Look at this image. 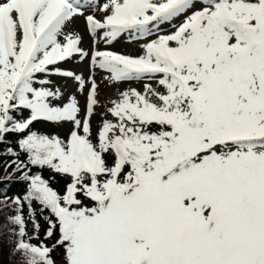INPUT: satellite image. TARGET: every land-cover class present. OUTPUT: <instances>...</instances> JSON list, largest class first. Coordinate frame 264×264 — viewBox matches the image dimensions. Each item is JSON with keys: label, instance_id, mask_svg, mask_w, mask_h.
Here are the masks:
<instances>
[{"label": "snow or ice", "instance_id": "snow-or-ice-1", "mask_svg": "<svg viewBox=\"0 0 264 264\" xmlns=\"http://www.w3.org/2000/svg\"><path fill=\"white\" fill-rule=\"evenodd\" d=\"M77 16L91 54L65 31ZM125 35L139 55L107 50ZM76 57L87 80L59 67ZM96 70L143 89L94 132ZM52 76L87 87L82 118L75 96L53 106ZM0 157V183L24 187L0 188L16 264H264V0H0Z\"/></svg>", "mask_w": 264, "mask_h": 264}, {"label": "rangeland", "instance_id": "rangeland-1", "mask_svg": "<svg viewBox=\"0 0 264 264\" xmlns=\"http://www.w3.org/2000/svg\"><path fill=\"white\" fill-rule=\"evenodd\" d=\"M106 0L97 1V4L102 5ZM87 15H94L96 18H101V13L98 10L93 11L91 8H86L84 10V16ZM182 20L181 18L175 19L172 23L179 24ZM162 28V34H165L166 31L169 32L170 30H174L171 28L170 24H164L161 26ZM65 31H71L74 33H78L82 37V42L79 45L82 49L85 51H88L89 54H91L92 51V40L87 33L86 30V24L83 16H77L74 18L71 24L67 26ZM155 38V37H152ZM125 39H128V41H120L116 43V45L107 46V50H115L117 52H120L125 55H132L136 56L141 53V50L139 48V44L136 43V41H129V38L125 36ZM130 44V45H129ZM104 46V45H103ZM98 47L102 50V45H98ZM62 69L71 70L74 72V69L77 71L76 74H80L83 76L85 80L90 75L89 70V60L85 59L83 62H79L78 57L73 58L71 62H65L61 65H59ZM95 80L97 84L99 85L98 88V96L97 99L99 101V106L95 109V114L92 117V126L93 131L95 132L96 127L98 123L102 119H111V117L105 115V110L107 107H111L110 101L117 99L119 97V93L122 91H125L129 88H131L130 84L137 85L140 82L131 81L130 84H127L126 82L121 83H111L108 80H106L104 77L107 75L106 73H103L99 70H96L95 72ZM54 81H52V84L48 87L51 89H59L62 93L61 98L58 101H53V106H63L64 103L68 102V99L70 96H75L76 100L78 101L79 107L81 108V104L84 103V96L87 94V87L85 88V91L83 94L77 92V85L76 83L71 79H65L58 76H53ZM140 90L143 89V82L138 86ZM137 89V88H136ZM54 124V123H53ZM71 128V125L69 123H62V124H55L51 125L49 127V130L46 131L47 135H57L60 138H65L67 133L69 132ZM50 244L54 242V240H49ZM59 250V249H58ZM59 258H60V250H59Z\"/></svg>", "mask_w": 264, "mask_h": 264}, {"label": "trees", "instance_id": "trees-1", "mask_svg": "<svg viewBox=\"0 0 264 264\" xmlns=\"http://www.w3.org/2000/svg\"><path fill=\"white\" fill-rule=\"evenodd\" d=\"M17 118H20V117H17ZM31 127H32L33 131H37L39 134H46V129L39 131V129L44 128V124H42V123H38V124L34 123ZM8 140L12 143L14 150H16L17 138L15 136H9ZM20 158L24 159L25 157L23 155H21ZM8 159H10V157H0V179H2L6 175V173L4 171V161L8 160ZM8 171L11 172L12 169L10 168V169H8ZM33 171H35V169H33ZM43 175L45 178H48L50 173L47 170H45ZM5 185H7V194L9 196L22 194L24 191L23 185L18 184V183L8 184L6 181L4 183H0V188H4ZM52 187L59 190L60 184L53 182ZM37 219H39V216H37ZM5 223H6V221L4 219V216L2 214H0V226H3ZM40 223H41L40 240H43L46 225L42 220L40 221ZM28 230H29V233H31V231H32L31 224L28 225ZM0 232L3 233L2 235H0V264H16V260L18 259V257H13L10 255L12 238L7 234V230L3 229L2 227H0ZM32 242L33 243H39L38 240H33ZM45 243L48 244L49 246L51 245L49 240L45 241ZM52 255L57 261L59 260V250L58 249L56 251H54L52 253Z\"/></svg>", "mask_w": 264, "mask_h": 264}]
</instances>
